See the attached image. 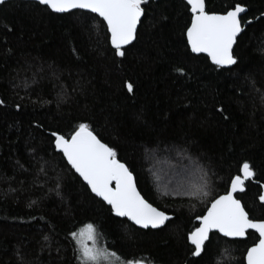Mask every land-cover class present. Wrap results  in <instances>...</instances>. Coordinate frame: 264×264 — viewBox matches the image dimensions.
Masks as SVG:
<instances>
[{
	"label": "trees",
	"instance_id": "trees-1",
	"mask_svg": "<svg viewBox=\"0 0 264 264\" xmlns=\"http://www.w3.org/2000/svg\"><path fill=\"white\" fill-rule=\"evenodd\" d=\"M237 3L247 23L228 68L187 47L184 0L143 5L123 57L95 14L0 4V264H79L69 233L86 223L123 264H245L258 238L252 231L244 239L213 232L200 256L186 239L245 161L255 177L236 196L250 218L264 219V0H205L209 12ZM80 123L116 150L142 196L168 212L164 226L142 229L114 216L71 169L51 133L67 136ZM164 162H191L208 197L160 191L153 174Z\"/></svg>",
	"mask_w": 264,
	"mask_h": 264
},
{
	"label": "snow or ice",
	"instance_id": "snow-or-ice-1",
	"mask_svg": "<svg viewBox=\"0 0 264 264\" xmlns=\"http://www.w3.org/2000/svg\"><path fill=\"white\" fill-rule=\"evenodd\" d=\"M36 2L45 6L50 13L69 14L79 9L102 18L114 55L123 57L126 55L125 46H130L137 39L138 25L145 14L142 5H145L146 0ZM186 3L191 13V22L185 32L187 47L193 53H206L216 66H235L237 57L233 54V45L238 34L244 30L241 14L245 12V7L237 3L222 12H209L205 0H186ZM125 86L130 93L133 92L132 83L125 81ZM51 136L55 149L63 154L71 169L86 182L92 193L110 206L116 216L127 217L135 225L153 229H158L170 220L167 211L153 206L137 191L132 171L118 159L116 150L103 143L87 123L78 124L67 136L59 132H52ZM239 171L240 174L231 178L227 192L212 199L204 214L196 216L199 227L189 231L186 237L194 248L190 253L192 256L202 255L213 229L228 238H243L248 230H255L259 239L247 248L244 259L246 264H264V219L250 218L241 201L233 195L237 189H244L245 182L254 178L255 172L247 161L241 164ZM259 200L264 202V193L259 196ZM69 235L77 245L76 258L79 264H111L117 256L114 251L98 246L97 227L93 223H86ZM124 264L149 262L134 258Z\"/></svg>",
	"mask_w": 264,
	"mask_h": 264
},
{
	"label": "rangeland",
	"instance_id": "rangeland-1",
	"mask_svg": "<svg viewBox=\"0 0 264 264\" xmlns=\"http://www.w3.org/2000/svg\"><path fill=\"white\" fill-rule=\"evenodd\" d=\"M192 165L191 162H186V164L180 163L178 165L164 162L160 169L156 170L155 173L153 172L159 190L164 193L171 192L192 196L200 200L201 198L208 197L209 191H207L205 184H203V177H200L197 172L192 170ZM88 243H91V241ZM97 244L98 246H102V243L98 240ZM111 264H123V261L113 258Z\"/></svg>",
	"mask_w": 264,
	"mask_h": 264
},
{
	"label": "water",
	"instance_id": "water-1",
	"mask_svg": "<svg viewBox=\"0 0 264 264\" xmlns=\"http://www.w3.org/2000/svg\"><path fill=\"white\" fill-rule=\"evenodd\" d=\"M5 1H8V0H3V2H5ZM28 1H36V0H28ZM149 0H146V3L148 2ZM185 2H186V0H184ZM2 2V3H3ZM2 3H0V4H2ZM145 3V4H146ZM142 7H143V5H142ZM76 10H79V9H76ZM83 11H85V10H83ZM243 14V13H242ZM241 14V15H242ZM102 19V18H101ZM191 22V21H190ZM245 25H246V23H244L243 24V26L245 27ZM240 34H238V36H239ZM234 46V45H233ZM190 49V48H189ZM193 53V52H192ZM195 54H204L205 56H207V54L206 53H195ZM210 60V59H209ZM210 62H211V60H210ZM212 63V62H211ZM221 67H224V68H228V67H231V65L230 66H221ZM63 155V154H62ZM75 172V171H74ZM77 174V173H76ZM240 174V173H239ZM78 175V174H77ZM79 176V175H78ZM81 180H82V178H80ZM133 179H134V183H135V185H136V182H135V177H134V175H133ZM83 181V180H82ZM84 182V181H83ZM85 184H86V182H84ZM87 185V184H86ZM230 185H231V180H230V182H229V185H228V189H229V187H230ZM136 188H137V191H139L138 190V187H137V185H136ZM245 188V187H244ZM227 189V190H228ZM263 190H264V188H263ZM244 191V189L243 190H240V189H237V191L236 192H234L233 193V195H234V197L236 198V199H238V200H240L239 198H237V194H239V193H242ZM140 192V191H139ZM227 192V191H226ZM225 192V193H226ZM225 193H222V194H219V195H223V194H225ZM94 194V193H93ZM141 194V193H140ZM95 195V194H94ZM142 195V194H141ZM96 196V195H95ZM98 198H100V197H98ZM216 198V197H215ZM214 198V199H215ZM101 200H102V198H100ZM145 199V198H144ZM103 201V200H102ZM104 202V201H103ZM105 204H106V202H104ZM150 203V202H149ZM210 204V203H209ZM241 204H242V202H241ZM243 205V204H242ZM109 206V205H108ZM154 206V205H153ZM156 207V206H155ZM208 207V206H207ZM206 210H207V208H206ZM205 210V211H206ZM204 211V212H205ZM114 214V213H113ZM204 214V213H203ZM202 214V215H203ZM114 216H116L115 214H114ZM116 217H118V216H116ZM118 218H125L126 220H128V218L127 217H118ZM130 223H132L133 225H135L132 221H130V220H128ZM196 222L198 223V225L196 226V227H199V222L196 220ZM136 227H138V228H142V227H140V226H138V225H135ZM160 227H162V226H160ZM159 227V228H160ZM149 228H151V227H149ZM142 229H146V228H142ZM151 229H153V228H151ZM248 231H252V232H254L256 235H257V240L259 239V235H258V233H256L255 232V230H248ZM247 231V232H248ZM213 232H216V233H218L219 235H221V236H223V234H221V233H219L217 230H215V229H213V230H211L210 231V234L211 233H213ZM246 235H247V233H246ZM224 237V236H223ZM246 237V236H245ZM245 237H243V238H228V237H226V238H228V239H244ZM251 246V245H250ZM250 246H248V247H250ZM246 251H247V249H246ZM246 251H245V254H246ZM245 254H244V257H245ZM244 262H245V264H246V261H245V259H244Z\"/></svg>",
	"mask_w": 264,
	"mask_h": 264
},
{
	"label": "bare ground",
	"instance_id": "bare-ground-1",
	"mask_svg": "<svg viewBox=\"0 0 264 264\" xmlns=\"http://www.w3.org/2000/svg\"><path fill=\"white\" fill-rule=\"evenodd\" d=\"M164 226V225H163Z\"/></svg>",
	"mask_w": 264,
	"mask_h": 264
}]
</instances>
